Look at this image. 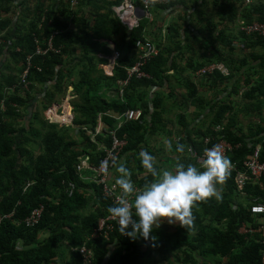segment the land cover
<instances>
[{"label": "trees", "instance_id": "obj_1", "mask_svg": "<svg viewBox=\"0 0 264 264\" xmlns=\"http://www.w3.org/2000/svg\"><path fill=\"white\" fill-rule=\"evenodd\" d=\"M59 1L0 0V34L4 33L5 40L0 47V264H175L170 257L180 264H261L260 236L243 234L240 228L244 223L258 225L250 208L256 201L264 200V192L250 183L245 188L248 197L241 198L235 182L237 171L230 172L220 200L212 198L193 208L195 220L190 230L165 222L153 229L147 241L119 233V226L107 212L108 207L116 206L115 198L105 195L99 180L93 179V170L78 171V167L88 158L91 168H100L107 158L105 150L112 148L115 136L126 143L118 158L131 170L133 183L138 188L143 186L145 177L139 152L148 146L151 137L166 130V100L170 101L173 93L164 94L162 90L169 80L167 87L172 90V77L180 79L177 64L185 43L189 46V37H182L180 30H172L177 24H171L164 38H149L147 19L129 30L115 13V7L123 0H78L74 11L69 10L68 0ZM198 1L194 0L193 5L195 14L202 18V34L207 32L203 40L214 47V52L207 63L192 70L198 71L207 64L226 65L228 76L216 70L205 77L213 80V87H232L230 94L241 96L238 106L245 107L241 111L261 114L264 38L246 36L237 30L236 22L264 24V0H252L247 4L250 8L243 7L241 11L239 6L246 4V0H221L217 9L209 13H205L207 2ZM179 3L184 4V0H171L160 8L168 10ZM231 25H235L236 36L228 28ZM50 37L52 47L60 53L35 55V40L46 49ZM138 40L153 41L160 53L141 67L148 78L134 75L121 86L120 82L128 80L127 69L138 59ZM235 40H245L242 50L246 54L233 67L224 55L235 50ZM109 42L121 53L110 74L103 68L107 62L104 57L112 54ZM219 46L226 51L220 52ZM190 81L187 79L185 85L198 106L202 102ZM68 88L73 97L72 126L49 124L46 113L65 98ZM130 109L141 110L140 118L126 121L118 129L119 116ZM236 110L235 104L215 102L208 114V125L190 131H185L190 124L180 116L181 131H167L170 137H176L170 152L186 165H198L188 156L189 148L201 154L215 145L218 137H225L240 145L229 155L236 170L244 169L247 156L257 146L264 162V122L260 120L246 131L240 126V111ZM101 123L104 131L96 135ZM206 138L210 139L207 146ZM177 142L186 146L183 154L175 151ZM147 151L153 156L157 153ZM116 176L110 168V185H115ZM236 204L238 208L234 210ZM41 206L39 223L27 227L23 220ZM102 220L114 224L108 238L94 236ZM84 246L88 250L82 254Z\"/></svg>", "mask_w": 264, "mask_h": 264}, {"label": "clouds", "instance_id": "obj_2", "mask_svg": "<svg viewBox=\"0 0 264 264\" xmlns=\"http://www.w3.org/2000/svg\"><path fill=\"white\" fill-rule=\"evenodd\" d=\"M142 2L147 8L155 6L159 0ZM164 146L171 151L173 143L165 139ZM185 148L184 144L177 142L175 151L183 154ZM139 162L145 177V183L139 188L133 183L132 172L125 161L117 156L103 160L100 168L105 174L110 168L117 174L115 186L119 194L116 206L108 207L107 212L119 226V233L133 240L139 237L145 241L149 240L154 228L165 222L190 230L195 220L193 208L212 198H222L223 186L233 167L220 145L205 148L198 165H186L178 156L171 168H161L156 157L143 148L139 152Z\"/></svg>", "mask_w": 264, "mask_h": 264}, {"label": "built area", "instance_id": "obj_3", "mask_svg": "<svg viewBox=\"0 0 264 264\" xmlns=\"http://www.w3.org/2000/svg\"><path fill=\"white\" fill-rule=\"evenodd\" d=\"M171 0H159V3L156 6L162 7L164 5H168ZM141 2V5H139ZM252 3V0H246V4ZM78 0H68V6L70 11H74L77 7ZM151 7L145 8L142 0H123L120 5L115 7V13L121 20V22L129 29L133 30L139 26L140 21L142 19H147L149 22L153 21V16L151 13ZM141 12H139V11ZM236 28L239 32L245 34L246 36H260L264 38V24L259 22H254L251 24L246 23L244 20H238L236 22ZM167 34V27L164 28L162 33V37L166 36ZM4 33L0 34V47H2L5 43ZM52 37L47 41L46 49L40 48L38 45L39 41L35 40L36 50L35 55L37 56H45L47 53H53L58 55L60 50H55L52 47ZM245 40L234 42V47H238L240 50L244 48ZM136 50H139L137 61L134 66L127 69L128 72V80L120 82L121 86H124L128 83L129 79L136 75L138 78L149 77L148 74L142 72L141 67L146 64V62L151 59L152 57H156L160 53V49L153 41H141L138 40L136 42ZM243 51V50H242ZM121 53L113 48L112 54L110 56H105L104 58L107 62L103 65L106 73L110 74L114 70L117 65L118 59L120 58ZM29 68V58L26 60ZM216 70H220L225 76L229 75V70L224 67L222 64H210L199 71L200 75H209L214 73ZM28 71V69H27ZM27 71L23 74V82L27 75ZM71 90L67 92L69 95L66 96V101L62 104L61 112L58 106H52L45 115L46 121L49 124H58L53 120L56 115L64 117V122L61 126L71 127L73 120H74V113L71 105L68 103L73 99L71 95ZM63 102V101H62ZM67 109L69 112H67ZM2 110H4V106H2ZM141 115V110L137 109H130L128 110L123 116H119L118 121H120L118 129L123 126V123L126 121L131 120H138ZM122 118V119H121ZM220 127H217V130H220ZM104 131V125L101 123L97 129L96 135L101 134ZM95 139V137H94ZM210 139L206 138L204 140V144L207 146ZM215 145H220L224 151V154L229 158V155L237 150L240 145H234L233 143L229 142L225 137H218V141ZM126 146L125 142L119 141L115 136L113 137V145L110 150H105L107 153V159L110 160L111 156L118 155L121 153L122 149ZM260 146H257L255 150L247 156L244 162V169L243 170H236L235 164H232L233 167L231 171H237L235 175V182L238 189V195L241 198H247L248 195L245 194V188L250 183H253L254 186L258 187L260 192H264V162L260 159ZM104 150V149H102ZM204 152V151H203ZM203 152L200 154L198 153L193 147L189 148L188 156L194 158L196 162L199 164V161L203 158ZM89 159L87 158L84 160L81 165L78 167V171H84L85 169H91L96 173L95 181L99 180V185L103 186V192L106 196L115 198L119 194V191L115 185H110L108 180V174L103 173L101 168L94 169L89 166ZM230 171V172H231ZM247 206V205H244ZM234 210H237V204L233 206ZM251 213L258 218V225H253L251 223H244L241 228L240 232L243 234L248 235H259L260 240L259 243L262 246L261 248V264H264V200H260L259 202L256 201L250 208ZM43 212V207H39L32 211L29 218L23 220L27 227H33L37 225L40 221L41 215ZM10 218V217H6ZM111 219V218H110ZM112 220V219H111ZM114 225V224H113ZM108 224L107 220H102L100 222L99 228L96 230L94 236H105L106 238L109 237L110 233L114 230V226ZM87 248L84 246L81 248V253L85 254L87 252Z\"/></svg>", "mask_w": 264, "mask_h": 264}, {"label": "crops", "instance_id": "obj_4", "mask_svg": "<svg viewBox=\"0 0 264 264\" xmlns=\"http://www.w3.org/2000/svg\"><path fill=\"white\" fill-rule=\"evenodd\" d=\"M220 1L221 0H205V2H207L209 10H216V7L220 3ZM64 2L65 0L59 1V3ZM194 3V0H184V4L179 3L178 5L166 11L161 10L158 6L155 5L151 8L153 21L149 22L147 26L146 33L148 34V36L150 35L149 38L156 39L157 41H159L162 37V33L164 31L163 27L170 26L171 24H177V27L172 30H180L182 37H184L185 34L189 37L187 40L189 42V46H186L185 43L182 58L178 60L177 64L179 66L178 71L181 74L179 77L180 79L176 80L175 76L172 77V90H170V87H167L170 86V80L166 83L165 88L162 90V93L164 94H171V92L173 93V96L170 98V101L166 100L167 107L164 115L166 130L161 135L151 137L149 139L148 146L143 147V149L146 150L150 149L157 151L155 157L158 161V166L161 168H171L177 158L175 154L165 149L164 141L165 139H170L173 142V138H175L176 140L175 135L170 137L168 133H170V130L174 131L175 133L181 131L180 128L182 126L180 125L179 119L182 115L185 117L186 123L190 124L188 130L185 131H190L194 127L203 129L205 127V123H207L209 121V117H211L208 116V114L210 113L211 106L215 102L226 101L227 103L229 102L231 105L235 104L237 106L236 112L238 110L240 111V126L243 127L246 131L250 130L253 126H256L258 123H260V120H262V123L264 122V110H262L261 114H259L258 112L247 113L248 109L241 111L243 108H245L238 106V103L242 102L241 96L231 95L230 93H232V87L227 89L226 84H218L216 87H213L212 79L206 78V75L199 74V71L202 68L206 67L208 64L200 68L198 71L192 70L196 65L207 63L209 59L212 58V54L214 52L213 46L209 45L208 43H204L205 41L203 40V37L207 38V32L204 33V35L202 34L204 32L200 27L203 25L201 20L202 18L200 15L195 14L196 8L193 5ZM198 3L202 4V1L199 0ZM52 4H54V1L52 2ZM237 6L239 5L237 4ZM249 6L250 5L244 3L243 5L239 6V10L241 11L243 7L249 9ZM153 9L157 10L158 13L156 15L153 13ZM205 10L207 11V7L205 8ZM8 17L12 16L9 15ZM156 18L157 20H159L158 24H154ZM172 18L174 19V22L171 23ZM12 19L16 21V18H14V16L12 17ZM169 20L170 22H168ZM192 27L197 28L194 29ZM234 27L235 25H231L228 28L232 32L233 36H236L238 33L235 34ZM172 30H170V36L173 35ZM162 38H164V36ZM237 41L238 40H235L234 42ZM108 47L112 50L113 48L116 49L115 44L113 46L111 42L108 43ZM234 48L235 50L231 52V54L228 52L226 53V55H224L230 58L231 65L233 67L234 62H237L239 59H242L246 54L245 51L242 52V50H240L238 47ZM217 49H219L220 52L226 51L225 49H223L222 46L217 47ZM222 65L226 67V65ZM187 79L191 80L190 83L194 84L198 91V98L202 102L201 104L199 103L200 105L198 106L195 105L194 100L189 97V90L187 88V85H185ZM232 83H234V80L231 82V85ZM68 89V91H72L71 88ZM206 119L207 121L204 122Z\"/></svg>", "mask_w": 264, "mask_h": 264}, {"label": "rangeland", "instance_id": "obj_5", "mask_svg": "<svg viewBox=\"0 0 264 264\" xmlns=\"http://www.w3.org/2000/svg\"><path fill=\"white\" fill-rule=\"evenodd\" d=\"M158 7H159V6H158ZM159 8H160V7H159ZM160 9H161V8H160ZM161 10L166 11L165 9H161ZM152 11H153V13H154L155 15L158 13L156 9H153ZM210 11H211V10H209V8H207V11H206L205 13H207V12L209 13ZM205 13H204V14H205ZM199 18H200V17H199ZM163 19H164V17H163ZM158 21H159V20H157V18H156V21H155L154 24H158ZM70 22H71V21H68L67 24L71 27L72 25L70 24ZM168 22H170V20H169ZM172 22H174V19H173V18L171 19V23H172ZM166 27H168V26H166ZM235 34H237V30H235ZM242 52H243V51H242ZM68 92H69V91H68ZM67 95L70 96V94H68V93L66 94V96H67ZM66 96H65V98H64L63 100L60 101L59 104L52 105V106H58V107H59V110H60V112H61V110H63V109H62V104L66 101ZM62 101H63V102H62ZM69 104H70V101H69ZM70 105H71V104H70ZM50 108H51V107H50ZM40 110H41V109H40ZM43 114H44V113H42V115H43ZM251 118H252V117H251ZM251 118H250V119H251ZM250 119H249V120H250ZM61 127H62V126H61ZM93 139H94V137H93ZM155 258L157 259V257H155ZM169 260L172 261V262L174 261L175 264H180V263L176 262V258H175V257H170Z\"/></svg>", "mask_w": 264, "mask_h": 264}, {"label": "bare ground", "instance_id": "obj_6", "mask_svg": "<svg viewBox=\"0 0 264 264\" xmlns=\"http://www.w3.org/2000/svg\"><path fill=\"white\" fill-rule=\"evenodd\" d=\"M67 112H69L68 109H67ZM53 120H54L55 122H57L58 125L61 126L62 123L64 122V117L59 116V115H56V116L53 118Z\"/></svg>", "mask_w": 264, "mask_h": 264}, {"label": "water", "instance_id": "obj_7", "mask_svg": "<svg viewBox=\"0 0 264 264\" xmlns=\"http://www.w3.org/2000/svg\"><path fill=\"white\" fill-rule=\"evenodd\" d=\"M137 11H139V10H137ZM139 12H141V11H139ZM69 103V102H68Z\"/></svg>", "mask_w": 264, "mask_h": 264}]
</instances>
